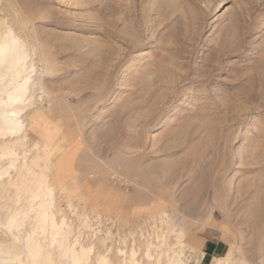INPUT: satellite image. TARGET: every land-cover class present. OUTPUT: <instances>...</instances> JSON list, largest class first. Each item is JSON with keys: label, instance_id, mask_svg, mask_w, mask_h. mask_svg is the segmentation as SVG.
<instances>
[{"label": "rangeland", "instance_id": "1", "mask_svg": "<svg viewBox=\"0 0 264 264\" xmlns=\"http://www.w3.org/2000/svg\"><path fill=\"white\" fill-rule=\"evenodd\" d=\"M8 26L28 44L41 93L24 117L41 145L29 169L20 153L5 173L0 154L8 256L32 264L37 247L50 256L37 264H77L93 245L90 264L133 250L169 264L175 246L184 264L228 254L264 264V0H0ZM40 169L56 203L31 208L27 194L46 191L34 188ZM14 212L32 220L18 240L1 224ZM204 239L224 252L203 259Z\"/></svg>", "mask_w": 264, "mask_h": 264}, {"label": "bare ground", "instance_id": "2", "mask_svg": "<svg viewBox=\"0 0 264 264\" xmlns=\"http://www.w3.org/2000/svg\"><path fill=\"white\" fill-rule=\"evenodd\" d=\"M0 73H1V76L4 80V84H2V86L0 84V90L2 91V98H0V105H3L2 107L1 106L0 107L1 108L4 107L3 108L4 110L0 109V111H1L0 118L2 119V122H0V123H2V124H0V142L5 143L8 141V143L9 142L11 143L7 146H5V145L2 146L3 144H1L0 154H2L5 157H10L5 173H8L9 168H14L17 170L18 160H19L18 155L20 153L22 154V157H23L22 165L20 168L24 172H26L25 170L29 169V163L26 160V156L30 151L29 147L33 145L36 148L37 147L40 148L41 145H40V142H38V141L37 142H31L30 130H29L28 125L26 124V121H25L26 119L24 120V117L26 115V110L34 104L33 90L39 91L40 89H34L38 83V79H37L38 76H36L37 75V67H36L35 62L31 59V54H30V49L28 47V44H27L26 40H24L21 36L16 34V32L12 29V27H9V26L6 29H2L0 27ZM1 83H3V82L1 81ZM39 93H40V91H39ZM36 100H37V97H36ZM1 119H0V121H1ZM43 146L47 147V148L50 147L49 144H44ZM44 153H45V151H44ZM48 154L49 153H47V155ZM46 157H48V156H46ZM42 159H44V157ZM39 161H41V160H39ZM46 163H48V162H46ZM38 165L40 166V164H38ZM40 168H43V167L40 166ZM43 170H46V169H43ZM29 171H32V170H29ZM40 171H41V169H40ZM36 172H38V171H36ZM33 173L35 174L34 171H33ZM38 175L39 176L37 177V179H35L36 181L34 182V185H35L34 188L36 190L37 189L43 190V188H46V191L43 194V192L41 190V192H42L41 193L42 197L40 196L41 198H39V194H37L36 191L32 192L29 196L27 194V197L29 200L28 202L30 203L29 206L31 208H33L34 205H36V203H38V202L44 203V204L50 203V205H53L56 203V184L52 183L51 180L45 176L44 171H41ZM0 176H2V167H0ZM21 177H22L21 178L22 181L20 183L26 184L25 182H23V176H21ZM14 182H16V181H14ZM26 182H28V181H26ZM9 185H11V184H9ZM20 185H22V184H20ZM64 187H65V185H64ZM16 188H18V187H16ZM29 192L30 191H28V193ZM23 197H25V195ZM26 200H27V198H26ZM24 214L23 213L21 214L19 212H14L6 218V221L1 222V224L4 225L5 228L7 229V232L9 233V235H12L15 238V240H18L19 238H21L24 235V234L23 235H21V234L27 230L29 225H32V220L30 219V217L25 216ZM66 225H68V223H67V220L65 218L61 219L60 221H57L52 227V233H56L57 231L63 229ZM27 232H26V236H25L26 239L29 238V236H30L29 232H28V234H27ZM9 235H8V237L11 238ZM63 238H66V236H64ZM183 240L184 239H180V242H183ZM3 241H4V239H3ZM2 243H0L1 246H3ZM9 243H10V245H9ZM9 243L6 244V247L8 245L7 248H9V246H11V242H9ZM76 243L79 244L78 241ZM16 245L19 246V244H16ZM68 245L70 246V244H68ZM175 245H176V243H175ZM1 246H0V258H1L2 263L0 262V264H5V263L6 264H11V263L12 264H21V262L23 261L20 258L21 252H20V254L18 252V249L21 247H18L16 249V246L14 247V245H13L12 248H10L11 251L14 250L13 248H15L16 252H18V253L8 256L7 252H10V250L8 249L6 252L7 248H5V250H3V248H1ZM170 247L173 249L174 254H173V256H170L169 264H184V259H183L184 253H183V251H175L174 250L175 246H170ZM75 248H76V246H75ZM93 248H94L93 245H89V246L83 245L81 247L80 254H79V252L75 251V255H79V256L72 257L71 254H73V253H70L71 251L69 252V254L71 255V257L73 259L72 261H74V258H77L75 260V261H77V264H90L91 263V254H92ZM149 251H150V247L147 249L148 256L150 253ZM136 252H135V250H133L131 253H129L130 255L128 257H124L122 264H142L141 260H138L137 258H135ZM229 256H230V254H228V257L224 261H223L222 257L216 258L215 262L213 264H230L231 263L230 262L231 257L229 258ZM39 257H42L41 251L37 247H35L34 249H32L30 251L28 259H29V261H31L32 264H37V262H38L37 260ZM42 258H43L42 262H47V261H49L50 256L47 254V255H45V258L44 257H42ZM98 258H100V256ZM104 262L109 263V258H108V255H106V253L101 255V258L98 261V264H104ZM39 264H41L40 261H39Z\"/></svg>", "mask_w": 264, "mask_h": 264}, {"label": "crops", "instance_id": "3", "mask_svg": "<svg viewBox=\"0 0 264 264\" xmlns=\"http://www.w3.org/2000/svg\"><path fill=\"white\" fill-rule=\"evenodd\" d=\"M41 140L44 141V138ZM201 248L203 252L202 258H207V260H209L210 258L213 259L215 257H219L224 252L225 247L219 241L204 239L203 243L201 244Z\"/></svg>", "mask_w": 264, "mask_h": 264}]
</instances>
